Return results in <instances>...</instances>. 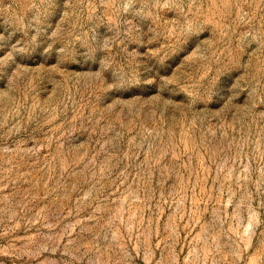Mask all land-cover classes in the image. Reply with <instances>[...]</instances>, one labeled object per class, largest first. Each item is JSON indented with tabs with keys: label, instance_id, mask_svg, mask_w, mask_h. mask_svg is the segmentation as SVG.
Masks as SVG:
<instances>
[{
	"label": "rangeland",
	"instance_id": "374dc122",
	"mask_svg": "<svg viewBox=\"0 0 264 264\" xmlns=\"http://www.w3.org/2000/svg\"><path fill=\"white\" fill-rule=\"evenodd\" d=\"M0 264H264V0H0Z\"/></svg>",
	"mask_w": 264,
	"mask_h": 264
}]
</instances>
